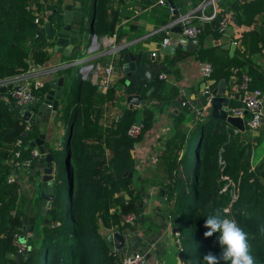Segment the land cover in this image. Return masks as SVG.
Instances as JSON below:
<instances>
[{
  "label": "trees",
  "instance_id": "trees-1",
  "mask_svg": "<svg viewBox=\"0 0 264 264\" xmlns=\"http://www.w3.org/2000/svg\"><path fill=\"white\" fill-rule=\"evenodd\" d=\"M61 3L62 0H0V79L47 60L52 41L44 37L43 21H54L58 12L45 17L44 11ZM127 4L131 7L127 8ZM215 5V16L199 23L205 24L214 34L219 32V20L226 16L243 24L256 22L255 15L260 11L264 17V0H215ZM71 6L80 9V28L88 33H115L119 40L123 35L129 37V31L132 32L130 36L144 31L135 23L133 3L71 0ZM172 7L174 10L176 4ZM169 11V4L164 0L162 4L153 3L149 15L155 16V25H161L169 19ZM174 16L172 13L170 19ZM122 18L127 19L126 29L120 25ZM255 33L264 47V19ZM163 36L164 33L161 40ZM70 66L57 72L63 74L65 80L55 116L65 120L66 133L61 157L52 145L49 147L54 157L53 194L44 215L39 213L37 173L30 171L36 157L25 167L21 163L30 157V149L34 146H27V142L39 129L30 123L25 127L26 122L14 108L11 89L0 93V264H122L120 249L114 248L106 234L133 230L135 222L144 215L138 203L143 201L147 187L152 185L164 190V200L160 202L163 207H154L152 211H165L163 217L176 230L175 238L178 237L180 246L177 250L183 255V264H204L203 257L207 253L220 254L219 234L208 238L203 235L208 230L204 227L206 216L217 211L235 219L249 234L255 264H264V155L254 163L251 159L259 138L249 136L250 129L246 125L242 131H233L225 121L215 124L209 116L196 118L195 108H201L206 100L202 92L196 100L180 102L172 133L162 140L152 172L132 181V174L128 175V171L133 172L129 150L152 126L155 112L171 101L160 93L164 89L163 81L153 78V90L148 95H144V87L140 84L137 92L145 97V103L141 105L140 124L134 134H129L127 129L137 118L136 110L121 104L123 80L120 77L118 84L108 86L100 136L88 118L93 84L88 78L71 73ZM238 68L234 79L236 95L240 91L241 72L250 76L249 86L257 85L255 81L259 75L253 71L249 58L239 63ZM235 72L226 69L221 70L220 75L227 77L228 73ZM213 74H216L214 70ZM46 86L43 82L31 87L30 91L40 99ZM183 116L194 121L192 128L184 124ZM15 150H18L17 155ZM74 171L78 174L75 197ZM10 173L13 178L8 181ZM25 180L27 187H24ZM29 207L34 209L33 229L39 236L26 238L24 251L29 246L31 257L18 261L15 240L21 232V217ZM128 213H132L135 222L125 220ZM43 218L47 221L43 222Z\"/></svg>",
  "mask_w": 264,
  "mask_h": 264
},
{
  "label": "crops",
  "instance_id": "crops-1",
  "mask_svg": "<svg viewBox=\"0 0 264 264\" xmlns=\"http://www.w3.org/2000/svg\"><path fill=\"white\" fill-rule=\"evenodd\" d=\"M123 1L125 3H133L132 8L136 17L134 18L135 23L144 29L140 35L130 36L132 32L129 31V37L123 35L118 40L115 33L111 35L96 34L95 32L88 33L86 29L82 30L81 28L77 34L78 38H82L87 42L85 47L82 49V51L84 50V53L85 49L89 45L88 43L90 41L91 34L93 33L95 36L96 47L93 52L89 54V56H91L93 65L90 69H88L84 77L88 78L93 84L88 103V118L93 123L97 133L101 136L103 131L102 118L104 114V94L106 88L110 85L118 84L120 77L123 80L120 72L121 60L119 62L117 60L118 58L120 59L121 53L123 51H129L134 54L138 50H143L152 54L154 56V60H156L159 64H162V68L159 69V72L153 76L150 81H141V86L142 88L144 87V95H146L145 91L148 89V87H151L149 93L153 90L152 79L154 78L163 81L164 89L161 90L160 93L164 99L169 98L167 100H176L179 103L183 100L190 102L191 100H196L202 94V81L212 82V85H215L218 78L223 77L228 90V99L230 103L228 113H231V108H241L242 113L238 116L242 118L245 127V121L248 117V112L242 108V89L237 92V95L234 94L235 88L237 86L235 85L234 80L236 77L235 75H237L235 71H238V69L241 68H238L239 63L249 58L253 64V71L256 70L259 74L257 75V80L255 81L257 84L256 86L264 88V47L260 45L261 39L257 41L255 33L259 24L264 19L262 11L256 13V22L254 21L249 24L237 23L235 20H233L232 16H226L224 19L225 26L223 30L219 31L217 34H214V32L210 29L207 30L205 24H200L202 25V31L200 34L196 35L195 41H191L187 45V48L184 49H182V45L178 43L175 45L173 53L167 54L162 51L163 44L161 43V37L163 33V37H167L169 28L166 25L170 21L169 19L170 15H172V12L169 11V21L167 20V22L161 25H155V16L153 14L149 15V10L152 8L153 3L158 4L157 0H151L150 2H147V0ZM169 1L173 6L176 4V8H174V10L175 14H178L186 11H196L200 0ZM61 5H71V0H62ZM126 6L127 8L131 7L130 4H127ZM177 6L179 7L177 8ZM208 11L209 8H205V12L208 13ZM126 21V18H122L120 21V25L124 29L127 28ZM201 22L202 21H198L197 23ZM205 22L206 21H203L202 23ZM229 42L233 43L232 48L226 46V44ZM113 44L118 45L121 48H119L117 52L109 53L108 49ZM259 46L261 47L259 48ZM48 50L49 56L47 60L44 61L40 66H49L66 60L65 57L67 56L63 54L61 48L53 50L51 45ZM173 57L175 58L172 59ZM77 58L78 57L75 55V51L72 48L70 50L68 60H73V63L69 64L71 65L69 67V71L75 76L80 75L79 68L82 66V63H80ZM202 60H206L211 64L212 73H210V75L206 78L202 76L199 70V62ZM107 65L111 66L110 82L104 83L103 69ZM32 66L37 67V64ZM226 69L232 70L235 73H228L227 77L220 75V71ZM165 70H169V73H166ZM213 70L216 73L215 75L213 74ZM160 73L163 74L162 77L159 76ZM243 73L244 72L240 73V77ZM59 75H62L64 82L65 77L61 73L39 75L38 80L43 83L44 80H48ZM184 87L188 88V90H183ZM121 93L123 96L121 104L128 107L125 97L128 94L134 93V89L130 85L124 84V88L121 90ZM139 95L140 99L144 100L145 103V97L141 94ZM61 100L62 94L58 102H61ZM170 102L164 104L159 111L155 112V119L152 123V126L145 131L141 141L133 144L129 150V152L132 153L134 159L133 172L128 171L129 176L132 174V181H134L135 178H138L139 175L148 176L149 174L147 173L152 172L153 168L155 167L154 163L156 161V155L162 148V140L172 133L174 115L177 113L181 105H179L176 112H173V107L170 105ZM192 103L194 102L192 101ZM132 108H135V113L137 118H139L142 112L141 105ZM196 109L200 108H195V110ZM209 111L210 108L208 106L205 109V113L203 112L202 117L208 116ZM183 121L184 124L188 126V128H192L194 123L193 120L183 116ZM221 121L223 120H214L215 124ZM60 122H62V120L56 117V119L54 118L53 121L40 123L38 129L44 132L45 140L54 142V138L56 136L55 133L60 131ZM231 127L233 131H242L237 130L233 126ZM249 132V136H257L259 138L251 154V159L254 163L264 155V108L260 125ZM105 151L108 152V149L106 148ZM25 166L26 165H24V167ZM33 168L34 164L30 168V171H32ZM156 180L158 179H155V181ZM158 190L159 187L154 185L147 187L146 192L149 193V196L147 198L144 196L143 202L139 203L142 204V214H144L143 218L136 221L133 228L137 231L136 234L139 237V243H135L136 240H134V235L129 236L126 238L125 243L121 248V252L123 251L122 253L129 254L137 250L136 248H142V251L145 254L144 257L150 264H183V255L177 250L178 245L175 238L176 230L171 227L169 221H167L163 215L160 217L158 216L161 209H159L157 213H153L152 211L154 207H163V205L160 203L161 201L157 199ZM146 217L150 218V220H147ZM152 222L156 225H153ZM102 230L106 231L107 229L103 228Z\"/></svg>",
  "mask_w": 264,
  "mask_h": 264
},
{
  "label": "water",
  "instance_id": "water-1",
  "mask_svg": "<svg viewBox=\"0 0 264 264\" xmlns=\"http://www.w3.org/2000/svg\"><path fill=\"white\" fill-rule=\"evenodd\" d=\"M169 6H172L171 2L167 0ZM58 12V17L52 21L45 19L43 21V33L44 37L52 41V49L56 50L61 48L65 56H69L70 50L73 48L75 55L82 54L78 57V61L82 63L81 65L93 64L91 56H87L82 51L83 47L87 44L82 38H78V32L80 30V9L71 5L56 6L54 9H46L44 11V16L52 12ZM175 13V10L172 12ZM92 19H90L91 23ZM167 26V25H166ZM167 32V42L163 44L162 51L167 54H172L176 44H181L182 49L187 48V45L191 41L196 40V36L187 37L181 33L180 25H172L168 27ZM90 44V42L88 43ZM227 47L232 48L233 43L226 44ZM121 64L120 72L123 77V83L130 85L134 89V93L128 94L125 97L128 107H135L144 104V100L140 99V95L137 92L139 90L142 80L150 81L153 76H155L159 69L162 68V64H159L154 60V56L143 50H138L136 53H131L129 51H123L121 53ZM161 60V59H160ZM81 66V67H82ZM79 68L80 75H85L88 71V67ZM169 73V70H165ZM82 77V76H81ZM47 84V88L42 94L40 99H30L23 103H14V108L18 111L21 118L30 124H34L37 127L42 122L53 121L56 115V111L59 105V98L63 92V77L59 75L57 77H52L48 80H44ZM212 82L202 81L201 85L203 92L208 98V106L210 108L209 118L215 120H223L229 125L235 127L237 130H243L244 124L240 116L228 113V108L230 107L228 99V90L226 88L225 79L223 77L218 78L215 85ZM212 85V86H211ZM22 90V84L13 85H0V93L6 91L7 89ZM151 87L145 91L147 95ZM183 90H188V88H183ZM170 105L173 107L172 111L176 112L180 103L178 101H171ZM135 125L140 124V119L136 118L134 120ZM45 134L41 130L38 134L27 142V146H35L38 150V154L34 161V168L31 172L37 173L39 179V190L38 195L40 196V211L41 215L49 209L52 194H53V154L49 151V147L53 144L52 141L44 139ZM25 165V164H24ZM69 194L72 188V180H69ZM164 190L159 188L158 197L159 201L164 200ZM144 196L147 198L149 196L148 192H145ZM165 211L160 210L158 216L164 215ZM35 215L33 214V208L29 207L27 212L21 217V232L18 235V240L20 242H25L28 236H33L37 238L39 235L33 229L34 227ZM135 218L132 221L135 222ZM47 219L43 218V222ZM138 225V224H137ZM136 229L131 231L119 232L111 231L107 234V239L111 241L114 248H121L126 238L134 235V240L139 243V237L137 236ZM29 246L25 248L23 253H17L16 259L19 261L20 258L28 260L31 257L29 251ZM141 251L142 248H136ZM121 256V252H120ZM145 256V254H144Z\"/></svg>",
  "mask_w": 264,
  "mask_h": 264
},
{
  "label": "built area",
  "instance_id": "built-area-1",
  "mask_svg": "<svg viewBox=\"0 0 264 264\" xmlns=\"http://www.w3.org/2000/svg\"><path fill=\"white\" fill-rule=\"evenodd\" d=\"M158 3H163L164 0H157ZM170 11L173 12V7L169 6ZM205 8H209L208 13L205 12ZM217 12V7L215 5V0H200L199 4L197 6L196 11H186V12H181L178 14H175L173 18L170 19V21L167 23V27L172 26V25H180L181 27V33L184 36L187 37H193L196 36L201 32V26L199 23L195 22L197 21H209L212 19ZM36 17L34 20L36 21ZM225 26V20L220 19L217 25L218 31H222ZM90 44L87 46L85 49V55H89L93 52L95 49V36L92 33L90 36ZM167 42V37H163L161 40V43L164 44ZM121 48L118 45H112L108 50L109 53H114L117 52V50ZM73 60H64L57 62L53 65L49 66H40L41 64H38L37 67L31 66L28 70L14 74L8 77H5L3 79H0V85H7L10 84L11 86L13 85H18L22 84V90H15L11 88V95L15 98V103H23L26 102L32 98L34 99H39L37 96H35L31 91V87H36L40 86L41 82L38 80L39 75H47V74H57V72L69 64H72ZM93 65V64H92ZM88 67L91 68V64L84 65L81 68ZM199 70L202 74L203 77H208L211 71V64L206 61L202 60L199 62ZM104 76H103V82L107 83L108 80H110V73H111V66L107 65L103 69ZM163 74H159L160 77H162ZM81 76H85L81 74ZM249 82H250V76L246 73H243L242 76L240 77L239 81V88L242 89L243 95L241 97L242 99V108L245 109L248 112V117L245 121L246 126L250 129L253 130L257 128L260 123L261 119L263 116V108H264V88H260L257 86H252L249 87ZM208 107V98H206L204 104L201 106L200 109L195 110V117L200 118L203 115V112L205 113V109ZM231 113L235 115H241V108H231ZM25 127L27 128L29 123L27 121ZM138 130V125H135L132 123L128 129L127 132L129 134H134ZM236 131V130H234ZM19 142V140L17 141ZM16 155L18 154V150H15L14 152ZM38 154L37 148L31 147L30 149V157L24 159L21 163L28 165L31 162V158L33 159L36 157ZM18 161H16V164ZM13 178V173H10L7 177L8 181H11ZM232 183V182H231ZM225 188V185L222 187V189ZM232 197L235 196L234 192H232ZM133 218L132 214H129L125 220L131 222ZM127 230H123L122 232L126 233ZM176 234V233H175ZM177 243H178V248L180 249L179 246V240L177 238ZM16 244V252L17 253H22L24 251L25 243L20 242L17 239L15 240ZM116 249V248H115ZM119 257L121 259L122 264H150L147 262L146 258L144 257V252L135 250L129 254H124L121 252V256L119 253Z\"/></svg>",
  "mask_w": 264,
  "mask_h": 264
},
{
  "label": "clouds",
  "instance_id": "clouds-1",
  "mask_svg": "<svg viewBox=\"0 0 264 264\" xmlns=\"http://www.w3.org/2000/svg\"><path fill=\"white\" fill-rule=\"evenodd\" d=\"M204 227L208 229L203 233L205 238L212 237L214 233L219 234L217 242L220 247L219 255L211 252L204 255V264H255L249 234L238 226L235 219L217 211L206 216Z\"/></svg>",
  "mask_w": 264,
  "mask_h": 264
},
{
  "label": "rangeland",
  "instance_id": "rangeland-1",
  "mask_svg": "<svg viewBox=\"0 0 264 264\" xmlns=\"http://www.w3.org/2000/svg\"><path fill=\"white\" fill-rule=\"evenodd\" d=\"M78 57H81L82 56V54L80 53V54H78L77 55ZM56 119V118H55ZM64 121L65 120H62V122H60V127H59V129H60V131H58V132H56L55 134H56V136H55V138H54V144H52V147H53V149H54V151L61 157L62 156V154L64 153V139H65V133H66V127H65V124H64ZM59 125V124H58ZM249 131H251V130H249ZM248 131V132H249ZM249 134H250V132H249ZM131 153V152H130ZM131 156H132V153H131ZM132 159H133V156H132ZM133 164H134V159H133ZM155 164V163H154ZM153 165V164H152ZM150 166V165H149ZM152 167V166H151ZM145 168V167H144ZM147 169H148V166H147ZM24 170H23V168H21L20 169V172L22 173ZM147 173V172H146ZM147 174H149V172L147 173ZM25 177V176H24ZM24 183H25V185H24V187H27V185H28V182H26V180L24 181ZM77 184H78V174L76 173V171H74V174H73V195H74V197L76 196V189H77ZM143 202V201H142ZM141 202V203H142ZM142 204H139L138 203V206H139V208L141 207L142 208V206H141ZM163 205V204H162ZM141 208H140V210H141ZM226 209V208H225ZM142 210H143V208H142ZM141 210V212L143 213V211ZM129 214H132V213H128L126 216H125V218L129 215ZM146 219L147 220H150V218H147L146 217ZM153 223V222H152ZM153 225H156V224H154L153 223ZM125 230H127V229H125ZM176 233V232H175ZM178 238V237H177ZM177 238H176V240H177ZM176 243H177V241H176ZM177 245H178V243H177ZM122 248V247H121ZM120 248V251L122 250ZM123 252V251H122ZM12 255V254H11Z\"/></svg>",
  "mask_w": 264,
  "mask_h": 264
}]
</instances>
